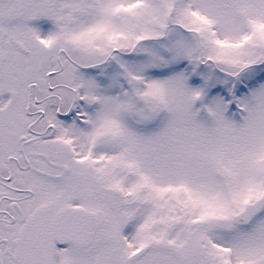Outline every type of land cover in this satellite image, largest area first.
Segmentation results:
<instances>
[{
  "label": "snow or ice",
  "instance_id": "snow-or-ice-1",
  "mask_svg": "<svg viewBox=\"0 0 264 264\" xmlns=\"http://www.w3.org/2000/svg\"><path fill=\"white\" fill-rule=\"evenodd\" d=\"M0 264H264V0H0Z\"/></svg>",
  "mask_w": 264,
  "mask_h": 264
}]
</instances>
